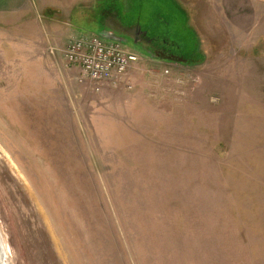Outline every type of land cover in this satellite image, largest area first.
Segmentation results:
<instances>
[{"label":"rangeland","instance_id":"374dc122","mask_svg":"<svg viewBox=\"0 0 264 264\" xmlns=\"http://www.w3.org/2000/svg\"><path fill=\"white\" fill-rule=\"evenodd\" d=\"M44 1L82 26L0 29L10 264H264V6L39 0L31 13ZM84 35L140 59L97 89L64 54Z\"/></svg>","mask_w":264,"mask_h":264},{"label":"built area","instance_id":"2783aa9c","mask_svg":"<svg viewBox=\"0 0 264 264\" xmlns=\"http://www.w3.org/2000/svg\"><path fill=\"white\" fill-rule=\"evenodd\" d=\"M68 62L80 66L88 80L97 85L117 83L139 61L137 53L119 42L105 41L97 35L72 38L64 50Z\"/></svg>","mask_w":264,"mask_h":264},{"label":"crops","instance_id":"0c3cea01","mask_svg":"<svg viewBox=\"0 0 264 264\" xmlns=\"http://www.w3.org/2000/svg\"><path fill=\"white\" fill-rule=\"evenodd\" d=\"M36 1L39 0H0V29H7V27H11L13 25L19 24L22 21L33 19L37 22V19H49V20H57L60 22H64L68 26L77 29L82 26V24L76 23L73 19H65L63 18L64 13L62 8L50 3V2H41V7L38 11L32 14L31 12L34 10ZM221 2V0H218ZM229 1V0H228ZM231 1V0H230ZM241 3L244 7H250L248 12H252V6L255 7V11H260L262 6H264V0H236ZM222 2H226V0H222ZM229 4V3H228ZM230 5V4H229ZM42 11V14L39 11ZM82 14L85 15V10L81 11ZM249 14V13H248ZM250 15V14H249ZM235 25H233L234 27ZM51 44L50 42H44L40 45L42 49L44 45ZM54 45V44H53ZM52 45L49 47V49ZM50 52V50H49ZM0 56L4 59L5 51H0Z\"/></svg>","mask_w":264,"mask_h":264},{"label":"flooded vegetation","instance_id":"af4514ba","mask_svg":"<svg viewBox=\"0 0 264 264\" xmlns=\"http://www.w3.org/2000/svg\"><path fill=\"white\" fill-rule=\"evenodd\" d=\"M107 20H108V18L106 19V21ZM107 25H109V24H107ZM109 26H111V25H109ZM137 40L142 41L141 38H139ZM9 257H10V255L7 251V245L2 238V235L0 234V264H10Z\"/></svg>","mask_w":264,"mask_h":264},{"label":"water","instance_id":"95a60500","mask_svg":"<svg viewBox=\"0 0 264 264\" xmlns=\"http://www.w3.org/2000/svg\"><path fill=\"white\" fill-rule=\"evenodd\" d=\"M138 29L140 30V28L138 27ZM109 37H112V36H109ZM112 38H114V37H112Z\"/></svg>","mask_w":264,"mask_h":264}]
</instances>
